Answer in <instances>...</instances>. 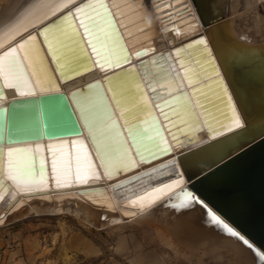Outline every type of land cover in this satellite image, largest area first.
<instances>
[{
    "label": "water",
    "instance_id": "obj_1",
    "mask_svg": "<svg viewBox=\"0 0 264 264\" xmlns=\"http://www.w3.org/2000/svg\"><path fill=\"white\" fill-rule=\"evenodd\" d=\"M191 1L201 24L200 34L172 47L189 91L180 85L181 89L178 87V90L157 101L158 115L147 97L142 79L152 98L168 93L166 90L160 92L152 83L163 77L157 75L168 69L166 62L173 65V58L168 51L144 57L153 50L149 52L148 48L142 47L134 53L143 57L135 66L106 0H99L96 5L103 6L100 17H104L100 21L104 22L102 26L108 25V29L88 35L100 26H97L98 22L82 25L75 8L87 0L78 1L73 8H66L74 3L72 1L59 10V15L40 25L37 31L18 39L19 48L22 43H25V48H20L18 52L12 44L1 51L0 68L6 86L0 78V98L5 99L6 87L15 88L17 93L26 91L0 103V155L5 153L4 170L8 166L10 149L42 144L43 139L74 140L84 130L107 175L102 149L106 155H113L116 149L123 146L129 150L124 134L139 159H147L145 154L155 149L146 153L140 151L155 145L154 139L158 136L165 139V132L174 144L181 142L186 145L197 141L195 147L181 152L177 161L161 162L157 167H151V171L124 179L115 184V190L121 193L131 183L163 173L168 168L173 169L172 175L174 173L180 179V166L188 186L183 187L181 200L177 201H196L206 209L207 215L215 216L220 224L227 225L240 239L244 240L245 235L264 252V39L250 40L238 34L230 11L231 0ZM64 17H68L67 22ZM193 18L190 17V24L197 27L198 22ZM58 26L63 27V33L57 31ZM50 27L51 31L45 32ZM107 30L111 31L101 35ZM109 36L112 37L107 42H114L108 47L121 43L115 48H122L116 56L126 58L113 67L104 63L105 59L99 60V50H94L104 43L98 41ZM29 37L35 39L29 40ZM95 42L99 44L92 45ZM12 49L16 50V57H5L4 54ZM95 64L106 69L101 79H92L69 92L61 90L59 79L67 81L94 69ZM160 67L164 68L157 70ZM173 74L170 79L179 78V72L174 67ZM143 96L146 99L137 101ZM176 96L180 102L160 105ZM110 101L117 108V116ZM147 107L148 110L145 109ZM147 111L152 113L153 125L143 128L145 125L141 124L143 119L140 117ZM234 121L237 124L231 126ZM153 127L158 136L145 139L148 130ZM204 129L208 135L214 136L199 141L197 133ZM115 132L120 139L114 135ZM100 136H105L100 139L105 142L102 149L97 139ZM110 137L117 140L113 143L115 148L109 142ZM5 143L10 146L3 149ZM165 144L167 146L163 151L151 157H161L158 156L161 152L169 153L171 148L166 141ZM39 171H42L43 182H47L49 175L44 162L34 166L23 165L19 175L30 179V175ZM3 181L1 177L0 183ZM4 187L8 184L5 183ZM100 188H80L78 192L84 194ZM172 200H175L174 197ZM249 247L255 249L252 244ZM262 258L264 262V256Z\"/></svg>",
    "mask_w": 264,
    "mask_h": 264
},
{
    "label": "bare ground",
    "instance_id": "obj_2",
    "mask_svg": "<svg viewBox=\"0 0 264 264\" xmlns=\"http://www.w3.org/2000/svg\"><path fill=\"white\" fill-rule=\"evenodd\" d=\"M72 1L73 0H4L0 7V52L12 44H15L14 47L19 52L20 48H22L21 45L23 44L25 46V43L20 44L19 48L17 44L18 39L25 37L27 34L33 31H37L40 25L59 15L61 13L59 10ZM78 1L72 3L66 8H73L78 3ZM106 1L112 11L114 20L119 27L120 33L123 35L124 43L126 44L128 51L132 54L131 62L137 66V61L143 57H138V55H135L134 53L137 51V48L146 44H148L146 48H148L149 52L151 50L153 51L147 55H144V57H148L160 51H168V55H170L171 59L173 58V65H170V63L166 62L165 66H168V69H166V71L160 72V74L157 75L163 77L157 79V81H153L152 84L160 87V92L164 91V89H167L168 93H172L180 85H184L187 91H189V85L183 77L179 63L176 61L175 55L172 52V47L200 34L201 24L199 23V19L192 1L182 0L181 5H183L184 9L186 10L185 16L187 22L185 25L178 28L179 31H177L178 29L174 31H168L164 27L166 22L163 21L161 16L163 11L156 13V11L153 9V6L158 5L163 0L159 2H152L153 0H136V2L141 1L140 5L143 4L145 7L137 12L125 16L121 15L127 11H131L132 9L126 8L130 4L134 3H129L119 7L118 4H120V2L117 0ZM98 2L99 0H94L92 2L90 11L96 18L88 24L92 22H98L97 26H100V28L93 32H89L88 35H93L100 30L109 28L108 25L102 26L104 22L100 20L104 16L100 17V14L103 12L101 9L103 6L96 5ZM243 3H245V11L240 12L238 9L235 15L240 17L245 13V17L246 15L248 17V13L250 14V12L254 10L252 12L253 15H250L253 19L248 26L250 29L247 30V28L245 29L243 27V24V28H241V23L239 22L241 18L238 19V16L233 14L232 19L236 26V31L238 34L250 40L261 39V36L264 37V13L261 9L264 7V0H245ZM243 3L240 4L239 1L237 3H232V7L237 8L239 4L242 5ZM140 11H146V14H149L148 19L154 24V27H152V30H154L152 33L153 37L146 43L132 46L137 42L136 40L135 43L132 42V39L139 37L144 33H140L135 36H129V34L132 32H130L128 29L132 26L134 27L135 25L140 24L141 21L126 26V23L131 21V19L127 21L124 19H127L128 17ZM190 17H194L193 19L198 22L197 27L191 26V20H189ZM246 19L248 20V18ZM75 21L78 22L77 19H75ZM34 25L35 27L31 28V26ZM77 25L78 27L80 26L79 23ZM91 28H94V26L87 28V31ZM27 29H29L27 32L17 37ZM48 31H51V27L50 29L48 28L45 30V32ZM110 31L111 30H107L101 35H106V33ZM97 37H93L92 39ZM111 37L112 36L107 38L105 37L98 41L99 43H104L96 46L94 50H99L97 52L99 60L105 59L104 63H110L109 65L113 67L114 65L122 63L124 60H126V58L119 59L118 56H116V54L119 53L122 48H115L121 43L118 45H112V47H108L109 44H113L114 42V40L107 42V39ZM140 41L142 40L139 39L138 42ZM98 42H95L92 45H98ZM110 50L113 51L109 52ZM94 66V69L80 73L79 75H76L67 81H62L59 79L61 90L69 92L71 89L79 87L92 79L97 77L100 78L101 75L105 73L106 69H103V66H97L96 64ZM173 67L179 72L178 79H170V77L174 76ZM163 68L164 67H160L157 70H162ZM168 72L169 75H167ZM186 74H190V72H187ZM157 76L155 75V77ZM0 78L2 79L4 86H6V83L3 80L4 74L1 71V68ZM142 81L147 91V97L150 99L158 115L159 111L157 108V101L163 99L164 97L162 96H165L168 93L163 95L161 94L158 98L154 99L151 96L149 91L150 89L145 84L146 82L143 79ZM181 88L182 87H179V89ZM22 92L26 91H20L17 93L15 88L6 87L4 89L5 99L0 98V103L8 101L15 96H21ZM143 99H146V97H138L137 101ZM169 101H173V103L180 102V99H178V96H176L174 98L164 100L160 105L163 104L162 106H166L164 103ZM111 105L113 106V111L117 116V108L115 109V106L112 104V102ZM145 109L148 110L149 107ZM151 114V112L147 111L142 117H140L144 118V120L141 122V124L145 125L143 128L153 125V122H151L153 119ZM160 117L161 115L159 118ZM106 121L107 119L105 122ZM119 123L121 127H123L121 120ZM236 124L237 121H234L231 123V126H235ZM147 133L148 136L145 139H148L151 136H158V132L156 131L155 127L148 130ZM114 135L120 139L116 132ZM124 135L128 143L127 145L129 150H127L125 146L121 144L123 147H121L119 150L116 149V152H114L113 155L104 154L103 147L105 142L104 140L100 139L104 138L105 136H100L97 138L99 139V145L101 146V149L103 148L102 153L105 157L108 175L104 172L103 165L98 158L93 144L89 140L85 130L82 135L76 136L74 140H70V138L63 140L43 139L41 142L42 144H35L24 148H15L19 151L14 154V169L12 170L11 174L9 172L8 166L6 171L4 170L6 157L5 153L2 152V155H0V176L3 177L4 181L3 183H0V229L5 227V225H7L10 221L12 222V220L16 221L30 217L31 213L33 212L37 215L63 213L76 215L79 218H82L83 221L82 219L81 221L86 223V225L92 227L95 226L98 228L101 226H109L118 222H123L125 219H142L147 223L157 225L164 229L172 236L175 242H179L186 247L197 248L201 244H205L207 247L218 249L221 252L227 251L231 259V263L233 264H264L262 258L264 256V252L256 247L254 243L250 242L241 231H237V229H235L240 235H244H242L244 240L240 239L236 235H233V231L230 233L226 227L220 223H217L216 220L207 215L206 209L196 201H177L178 199L181 200L180 194L183 187L188 186L180 166H178L181 176L180 179L176 177L174 173L172 175L171 172H173V169L168 168L163 170V173H156L147 179L145 178L139 182L131 183L128 187L124 188L121 193H118L115 190L116 183L133 175L146 173V171L150 170L151 167H157L161 162L169 161L171 159L177 161L178 155L181 152L195 147L197 144V141L188 142L186 145H183L181 142L174 144L173 141H171L168 133L165 132V139H163L161 136H158L154 139V141H156L155 145L146 148L144 151H140V153H142L147 150L155 149L145 154V156H148H144L147 159H139L129 139L127 138V135ZM197 136V139L201 141L205 138H212L214 135H208L207 130L204 129L203 131L198 132ZM114 141L117 140H112L110 137L109 142L112 144L116 143ZM165 141L171 148L170 152H161V154L158 155L161 157H151L154 153L164 150V148L167 146ZM47 143H50V145ZM3 146V149H5L6 147L10 146V144L5 143ZM47 146H50V149ZM112 146L115 148V144ZM48 151L50 154H48ZM43 162L46 163L48 169L49 178L47 182H43L42 171H39L36 174L33 173V176L30 175V179H26V176L22 177V175H19L23 165L34 166V164L38 165ZM125 170L129 171L117 175L120 172H124ZM16 174L17 179H12L11 176H16ZM79 178H83L84 180ZM70 179L76 180L64 182ZM5 183L8 184V187H4ZM86 187L101 188L99 190L90 191L84 194L78 192V189ZM173 197L175 200H172ZM170 201H176L177 203L173 202L172 204H169L168 202ZM249 244H252L255 249H251Z\"/></svg>",
    "mask_w": 264,
    "mask_h": 264
},
{
    "label": "rangeland",
    "instance_id": "obj_3",
    "mask_svg": "<svg viewBox=\"0 0 264 264\" xmlns=\"http://www.w3.org/2000/svg\"><path fill=\"white\" fill-rule=\"evenodd\" d=\"M3 1L4 0H0V7ZM117 1L120 2V4H118L119 7L134 3L126 8L132 10L125 12L121 16L137 12L145 7L143 4L140 5L141 1ZM159 1L161 0H153L152 2ZM238 1L240 4L245 2V0H231V15H235L238 9L240 12L245 11V3L242 5L239 4L238 7L236 6L237 8L232 7V3H237ZM181 3L182 0H163L158 5L153 6L156 13L163 11L161 16L163 21L166 22L164 27L168 31L177 30L187 22L185 16L186 10ZM261 9L264 13V7ZM252 12H250V14L248 13V17L247 15L245 17V13L240 17L235 15L238 16V19L241 18L239 21L241 23V28L244 27L245 29L247 28V30L250 29L248 26L253 19L250 16L253 15ZM148 15L149 14H146V11H140L127 19H124L125 21L131 19V21L126 23V26L141 21L140 24L128 29L132 32L129 36L144 33L141 36L132 39V42L134 43L137 41L132 46L146 43L153 37L152 33L154 30H152V27H154V24L148 19ZM246 18H248V20ZM241 21L245 22L242 23ZM242 24L244 25L243 27ZM177 31H179V29ZM262 38L264 37L261 36V39ZM139 39L142 41L138 42ZM147 45L148 44L143 45L136 50L142 47H147ZM179 66L181 68L180 64ZM157 88L160 89V87ZM164 90L167 91V89ZM169 94L170 93L167 95ZM172 103L173 101H169L164 104L168 105ZM142 119L144 120V118ZM79 179L84 180L83 178ZM71 180L76 179H70L64 182ZM78 218L79 217L76 215L67 213L37 215L33 212L30 217L16 221L12 220V222L10 221L5 227H3L4 233L2 237L4 241L0 244V264H71L76 261L77 264H103L104 262L110 264V261L114 258L113 256L115 252L113 245L116 242L117 237L121 234L141 235L143 231H145V233L148 232L147 235L157 237L160 242V249L163 250L162 252L173 259L176 264H233L231 263L227 251L221 252L218 249L207 247L205 244H201L197 248L186 247L179 242H175L172 236L164 229L157 225L147 223L142 219H125L123 222L98 228L95 226H88L86 223L82 222V218ZM2 229H0V231ZM73 235H77V238H75L76 240L74 239L73 244H71ZM86 253H88L87 256L85 255Z\"/></svg>",
    "mask_w": 264,
    "mask_h": 264
},
{
    "label": "crops",
    "instance_id": "obj_4",
    "mask_svg": "<svg viewBox=\"0 0 264 264\" xmlns=\"http://www.w3.org/2000/svg\"><path fill=\"white\" fill-rule=\"evenodd\" d=\"M3 233L4 228L0 231V244L4 241ZM147 234L148 232L143 231L141 235H119L113 245L115 254L110 264H176L173 259L162 252L157 237ZM72 238L71 244H73V240L77 238V235H73ZM85 255L87 256L88 253ZM71 264H77V261ZM103 264L108 263L104 262Z\"/></svg>",
    "mask_w": 264,
    "mask_h": 264
},
{
    "label": "snow or ice",
    "instance_id": "obj_5",
    "mask_svg": "<svg viewBox=\"0 0 264 264\" xmlns=\"http://www.w3.org/2000/svg\"><path fill=\"white\" fill-rule=\"evenodd\" d=\"M74 2V0H73ZM92 7V0H87V2L81 4L80 6L76 7L75 8V12L77 13V16L78 18L80 19V22L82 25H85L87 26V24L91 21H93L95 19V17L92 15L90 9ZM68 17H64L63 19L65 20V22H67V19ZM87 30V28H86ZM57 31L63 33V27L62 26H58L57 27ZM32 39H35V37H29V40H32ZM202 43V41H201ZM22 48H24L25 46L22 44L21 45ZM5 57H13L15 58L16 57V52H15V49H12L8 52H6L4 54ZM19 150L18 149H10L8 151V168H9V172L11 174L12 170L14 169V161H13V157H14V154L16 152H18ZM12 179H17V176L15 175H12L11 176ZM185 196H190L189 193H184ZM213 219L216 220L217 223H221V221H219L215 216H213ZM224 227L227 228V230L232 233V229L231 228H228L227 225H224ZM233 235H235V233H232Z\"/></svg>",
    "mask_w": 264,
    "mask_h": 264
}]
</instances>
